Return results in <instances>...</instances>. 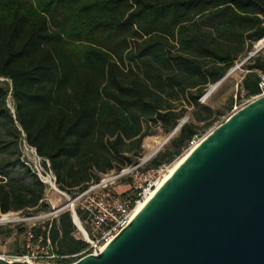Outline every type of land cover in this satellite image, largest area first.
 <instances>
[{
  "label": "trees",
  "instance_id": "obj_1",
  "mask_svg": "<svg viewBox=\"0 0 264 264\" xmlns=\"http://www.w3.org/2000/svg\"><path fill=\"white\" fill-rule=\"evenodd\" d=\"M262 38L264 0H0V76L10 79L0 80V214L50 209L22 160L23 132L76 194L138 164L145 136L170 135L187 116L138 168L171 165L220 117L205 92ZM242 68L239 91L258 94L264 51ZM57 215L36 235L49 232L63 255L85 251L70 211Z\"/></svg>",
  "mask_w": 264,
  "mask_h": 264
},
{
  "label": "water",
  "instance_id": "obj_2",
  "mask_svg": "<svg viewBox=\"0 0 264 264\" xmlns=\"http://www.w3.org/2000/svg\"><path fill=\"white\" fill-rule=\"evenodd\" d=\"M188 152L115 238L71 264H264V95Z\"/></svg>",
  "mask_w": 264,
  "mask_h": 264
},
{
  "label": "built area",
  "instance_id": "obj_3",
  "mask_svg": "<svg viewBox=\"0 0 264 264\" xmlns=\"http://www.w3.org/2000/svg\"><path fill=\"white\" fill-rule=\"evenodd\" d=\"M253 48L254 50L251 51L249 55L241 61V64L237 65L235 69L239 68L244 72L250 71L248 69L242 68L243 64L251 57L257 55V53L260 51H264V38L257 41ZM255 72L259 77L260 92L253 96L244 97V99L239 103H234L230 114L220 121V123L228 119L233 113L243 109L245 105L264 95V71L258 69L255 70ZM0 80L10 82V79H6L1 76ZM9 108L14 111V104L11 99L9 101ZM205 135H195L185 149V152L197 146ZM20 143L21 157L23 162L26 166L28 165L31 170L37 174L40 180L43 181V183L47 186V193L56 191L62 195L68 196L67 193L57 184V176L51 169L49 159L38 154L36 147L27 142L24 132L22 133ZM169 168L170 165L161 166L157 170L148 171L150 174L149 179H146L141 184H135L134 194L130 196H118L111 194L110 190L108 189L109 179H103L99 183L90 185L88 188H86V190L76 193L72 199L68 196L70 203L67 205V210H69L72 214L76 229L79 230L84 241L88 243V248L85 251L73 255H63L58 253L57 244L52 241L49 232L46 236L36 235V232L33 230V228L39 226L41 223H37L35 221L32 226L26 229V232L24 233L22 250L15 255H6L0 253V257L13 263L15 261H19L27 262L28 264H71L84 256H88V254H98L99 251H101L110 240L115 238L117 234L131 222L134 214L133 211L136 206L141 202H145V200L149 198L152 191L157 188L159 180H161L162 177L168 172ZM122 174L117 176H121ZM62 209L63 208H58L55 210L56 217H58L57 214L61 212ZM78 209H81L85 214L84 219H81L77 212ZM39 214H42V212ZM0 215L4 217L3 214ZM42 216L43 215L31 216L27 219L39 220ZM76 219H78L81 227H79L76 223ZM44 221L45 220H43V222ZM74 257L78 259L73 260V262L65 261L66 259H73Z\"/></svg>",
  "mask_w": 264,
  "mask_h": 264
},
{
  "label": "rangeland",
  "instance_id": "obj_4",
  "mask_svg": "<svg viewBox=\"0 0 264 264\" xmlns=\"http://www.w3.org/2000/svg\"><path fill=\"white\" fill-rule=\"evenodd\" d=\"M238 64H241V61L236 62V64L231 69L236 68ZM242 74L243 70L238 68L232 73H230L227 77H225V79L220 84L215 87L214 85H211L205 92L204 96L202 97V102L211 105L213 108L218 109L221 113L219 115L220 117L215 121L216 123L210 128H208L206 131L202 132L201 135H205L206 133H208L212 128L219 124L220 121H222L228 114H230L234 103H239L241 100L244 99V97H247L245 92L239 91V83L241 82ZM212 87H214L213 90H211ZM187 118L188 117L186 116L183 120L186 121ZM153 131V134L145 136L143 138L144 140L141 149V157L139 158L140 162H142L145 157H148L149 155L153 154V152L156 151L158 148H161L168 143L167 137L169 136V134H166L160 126H157V128L153 129ZM183 152L184 153L180 157H178L173 162V164L185 154H187L185 150ZM173 164L170 165L168 172L172 168ZM139 166H137V164L125 166L121 171L115 169L113 171L103 174L101 180L109 179L108 189L113 195L121 196L123 193H130L132 191L134 192L135 184H141L150 177L149 172L140 171L138 168ZM120 174L122 175L117 176ZM66 193L71 199L75 196V194H73L72 192ZM68 196L62 195L56 191L48 192L45 200H47V202L50 204V209L43 211L42 214H26L13 211L9 213H4V217L0 215L1 219L18 218V220L14 222L0 223V230L12 229L13 231L11 235H6L4 232H0V253L6 255H15L16 253H19L18 249L19 251L22 250L24 233L18 230V226H21L23 228H29L33 225L35 221L37 223H42L43 220H52L56 218L55 210H57L58 208H63L61 211L68 209L67 205L70 203ZM41 215L43 216L39 220L27 219L31 216ZM75 235L83 238L78 229L75 232Z\"/></svg>",
  "mask_w": 264,
  "mask_h": 264
},
{
  "label": "bare ground",
  "instance_id": "obj_5",
  "mask_svg": "<svg viewBox=\"0 0 264 264\" xmlns=\"http://www.w3.org/2000/svg\"><path fill=\"white\" fill-rule=\"evenodd\" d=\"M188 151H189V150H188ZM188 151H187V154L189 153ZM187 154H185L183 157H181L179 160H177V161L173 164V166H172V168L170 169V171H169L167 174H165V175L162 177L161 180H159V184H158L157 188L154 189V190L152 191V193H151V195L149 196V198H148L147 200H145V202H141L140 204H138V205L136 206V208H135L134 211H133V212H134L133 217L139 212V210H141V209L145 206V203L151 198L152 195H154V193L159 189V187L164 183V181H165L167 178H169V177L171 176V174H173V171H175V169L177 168V166H178L182 161H184V159L187 157ZM16 220H18V218H14V219L3 218V219L0 220V223H4V222H7V221H9V222H14V221H16ZM9 222H8V223H9ZM76 223L78 224L79 227H81V225H80L78 219H76Z\"/></svg>",
  "mask_w": 264,
  "mask_h": 264
},
{
  "label": "crops",
  "instance_id": "obj_6",
  "mask_svg": "<svg viewBox=\"0 0 264 264\" xmlns=\"http://www.w3.org/2000/svg\"><path fill=\"white\" fill-rule=\"evenodd\" d=\"M75 188H78V187H75ZM46 198V197H45ZM16 212H20V211H16Z\"/></svg>",
  "mask_w": 264,
  "mask_h": 264
}]
</instances>
